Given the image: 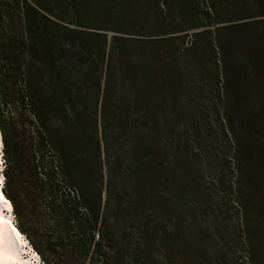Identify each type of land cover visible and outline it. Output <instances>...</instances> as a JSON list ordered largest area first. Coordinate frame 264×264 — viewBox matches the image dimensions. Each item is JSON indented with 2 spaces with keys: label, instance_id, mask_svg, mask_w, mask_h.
I'll return each mask as SVG.
<instances>
[{
  "label": "rangeland",
  "instance_id": "obj_1",
  "mask_svg": "<svg viewBox=\"0 0 264 264\" xmlns=\"http://www.w3.org/2000/svg\"><path fill=\"white\" fill-rule=\"evenodd\" d=\"M261 4L0 0L2 181L40 264L78 263L52 245L76 232L60 213L71 190L111 243L97 264H251L238 201L264 190L237 200L218 89L224 26L264 19ZM139 137L154 170L135 187Z\"/></svg>",
  "mask_w": 264,
  "mask_h": 264
},
{
  "label": "trees",
  "instance_id": "obj_2",
  "mask_svg": "<svg viewBox=\"0 0 264 264\" xmlns=\"http://www.w3.org/2000/svg\"><path fill=\"white\" fill-rule=\"evenodd\" d=\"M260 6L258 14L264 15V5ZM247 17L248 20L224 26L229 37L221 49L223 84L218 89V101L222 107L218 115L220 134L226 138L229 148L230 161L226 158V165L229 169L232 163V173L236 175L233 184L237 189V200L250 199L251 190H264V19ZM243 28L251 30L249 35L238 34ZM152 156L149 145L139 137L131 159L135 187L148 182L144 176L154 170ZM222 171L214 182L218 191L227 194L231 187L225 184ZM242 181L246 187L240 185ZM189 185L191 183L187 182L185 186ZM71 194L72 190L61 203L60 213L76 232L71 241L66 243L63 238H58L52 245L65 250L68 246L65 252L78 261L77 264H97L105 257V250L112 248L111 243L100 234L98 213L87 206L84 195L81 192ZM135 196L139 202L145 200L141 194ZM244 202L239 200L238 205L243 213L247 254L251 264H264V197L256 203L250 200V208ZM108 204L109 196L104 205Z\"/></svg>",
  "mask_w": 264,
  "mask_h": 264
},
{
  "label": "bare ground",
  "instance_id": "obj_3",
  "mask_svg": "<svg viewBox=\"0 0 264 264\" xmlns=\"http://www.w3.org/2000/svg\"><path fill=\"white\" fill-rule=\"evenodd\" d=\"M0 137H2L1 131H0ZM0 149H1V142H0ZM1 167L2 166H0V170L2 169ZM0 181H2L1 176H0ZM3 208H6L8 209V211H11L12 205L11 203L8 202L6 198L2 197V193L0 192V264H15V263L22 264L23 262V258L21 255L22 249L20 248V246L22 247L21 245L22 242L20 235L18 231H16L15 229L14 231H11L8 223L11 221L10 220L11 213L9 212L8 215H5L4 212L2 211Z\"/></svg>",
  "mask_w": 264,
  "mask_h": 264
}]
</instances>
